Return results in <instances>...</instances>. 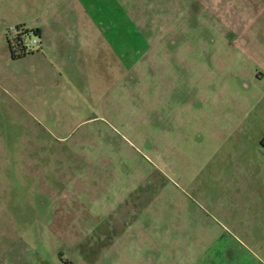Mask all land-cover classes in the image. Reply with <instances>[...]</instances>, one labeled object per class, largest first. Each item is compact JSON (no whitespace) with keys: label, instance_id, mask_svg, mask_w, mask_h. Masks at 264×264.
<instances>
[{"label":"rangeland","instance_id":"374dc122","mask_svg":"<svg viewBox=\"0 0 264 264\" xmlns=\"http://www.w3.org/2000/svg\"><path fill=\"white\" fill-rule=\"evenodd\" d=\"M80 1L0 0V264H264V0Z\"/></svg>","mask_w":264,"mask_h":264},{"label":"crops","instance_id":"0c3cea01","mask_svg":"<svg viewBox=\"0 0 264 264\" xmlns=\"http://www.w3.org/2000/svg\"><path fill=\"white\" fill-rule=\"evenodd\" d=\"M88 1H92L93 2L92 8H90L89 4L87 3ZM78 4L81 5L83 8H87V11L85 13H83L87 17L86 20H85V27H84V29H86L87 27L88 28H91L92 26H94L95 24H97L98 31L101 32L102 35L107 36L108 37V42L110 44H112V45H115V44H113L115 41H120L122 39L123 35H121V34L112 33V32L107 33L108 29L106 31V27H105V22L106 21H105V18L104 17H102L101 19H99L98 17H96V15H99V13H101V9H100V7L98 5L99 2H97L96 0H81L80 3H78ZM90 10H92V11L95 12V16H93V17H90L89 16ZM82 18H80V19H82ZM58 20L56 21L57 25H55V27H49L50 28L49 31H45L46 28H44L42 30H39L38 33H39V35L41 34V39H43V36L46 37L45 42H48V41H52L53 40L52 39L53 36H50L51 34H53L52 33L53 31H56L57 30L56 32H58V24H60L58 22ZM79 22H80V25H81L82 22H83V20H79ZM107 24H109V22H107L106 25ZM127 39H128V46H129V48L135 50V54L133 56L131 55V53H129V54L127 53L124 56V58H123V60L125 61V63L128 65L129 63H132L133 62V59L137 56L138 50H139L138 48H142V47H139L138 46L139 43L136 40L137 38H134L133 36L127 35ZM43 46H44V39L42 40V47ZM125 58H127L129 61L128 60H125ZM75 59H76L75 53L68 52V54L66 55L65 60H64L65 65H67L71 61L74 62Z\"/></svg>","mask_w":264,"mask_h":264},{"label":"trees","instance_id":"16d2710c","mask_svg":"<svg viewBox=\"0 0 264 264\" xmlns=\"http://www.w3.org/2000/svg\"><path fill=\"white\" fill-rule=\"evenodd\" d=\"M13 55V58H17L15 54H12ZM25 55H27V51L24 49L23 52H22V55H20V58L21 57H24Z\"/></svg>","mask_w":264,"mask_h":264},{"label":"built area","instance_id":"2783aa9c","mask_svg":"<svg viewBox=\"0 0 264 264\" xmlns=\"http://www.w3.org/2000/svg\"><path fill=\"white\" fill-rule=\"evenodd\" d=\"M33 44L37 45L38 44V40L37 41L35 40L34 43L32 41H30V43H28L26 46H24L26 51H27V46L28 45L32 46Z\"/></svg>","mask_w":264,"mask_h":264},{"label":"flooded vegetation","instance_id":"af4514ba","mask_svg":"<svg viewBox=\"0 0 264 264\" xmlns=\"http://www.w3.org/2000/svg\"><path fill=\"white\" fill-rule=\"evenodd\" d=\"M25 49V47H23V50ZM26 50V49H25ZM262 145H263V147H264V141L262 142Z\"/></svg>","mask_w":264,"mask_h":264}]
</instances>
